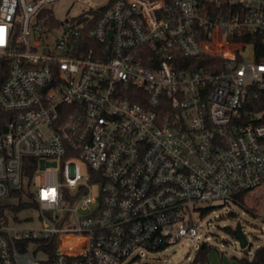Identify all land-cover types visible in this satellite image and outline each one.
<instances>
[{"label": "built area", "instance_id": "2783aa9c", "mask_svg": "<svg viewBox=\"0 0 264 264\" xmlns=\"http://www.w3.org/2000/svg\"><path fill=\"white\" fill-rule=\"evenodd\" d=\"M60 1L0 0V201L40 212L0 215V264H121L264 187V0Z\"/></svg>", "mask_w": 264, "mask_h": 264}, {"label": "rangeland", "instance_id": "374dc122", "mask_svg": "<svg viewBox=\"0 0 264 264\" xmlns=\"http://www.w3.org/2000/svg\"><path fill=\"white\" fill-rule=\"evenodd\" d=\"M78 5H72L71 1L63 0L54 5V14L66 21L80 10ZM254 58L253 47L249 45L244 52V59ZM38 181V179H37ZM28 188L26 187L25 190ZM5 202L17 203L16 197H8ZM243 204L235 201L214 200L198 203L197 206L214 207L206 216L201 217L199 236H185L179 242L171 244L167 249L147 250L140 249L137 252L142 255L135 258L134 255L121 264H142L151 262L157 264H190L193 257L203 242L213 245L205 262L196 264H239L238 258L251 257L255 249L264 245V187L263 191L247 193L243 197ZM261 207V211H259ZM32 216V220L27 218ZM40 212L38 209H23L18 212H10L11 220H20L25 224H38ZM238 223L242 225V231L246 235L249 244L242 248L236 236L229 232Z\"/></svg>", "mask_w": 264, "mask_h": 264}, {"label": "trees", "instance_id": "16d2710c", "mask_svg": "<svg viewBox=\"0 0 264 264\" xmlns=\"http://www.w3.org/2000/svg\"><path fill=\"white\" fill-rule=\"evenodd\" d=\"M252 41V39H251ZM253 42L256 49V60L258 62H264V42L261 37L257 36L253 38ZM217 57H210L207 55H201L198 57L190 58L188 63H192L194 66L199 65H211L212 61L219 60ZM188 64L180 65L181 67H186ZM191 65V64H190ZM37 166V160L35 158L29 157L24 161V172L28 175H31ZM257 191L262 192L263 188L258 189ZM9 197H16L18 199L17 203L5 202L4 200L0 201V215H5V212H18L25 208L31 207L36 208L37 202L31 197L30 193L22 188L19 191H14L10 194ZM214 207L207 206L202 210V214L206 216ZM261 211V207L258 208ZM229 232L235 235L234 229L229 228ZM213 245L208 242H203L197 249L193 260L190 264H196L199 262H205L208 259L209 252L212 250ZM53 254V253H52ZM52 255L49 259L43 262V264H51ZM239 264H264V245L258 246L251 257L243 256L238 258ZM142 264H157L151 262H144Z\"/></svg>", "mask_w": 264, "mask_h": 264}, {"label": "water", "instance_id": "95a60500", "mask_svg": "<svg viewBox=\"0 0 264 264\" xmlns=\"http://www.w3.org/2000/svg\"><path fill=\"white\" fill-rule=\"evenodd\" d=\"M235 236L240 244V246L242 248L246 247L249 242H248V239L246 237V235L244 234V232L242 231V225L241 223H238L235 227Z\"/></svg>", "mask_w": 264, "mask_h": 264}]
</instances>
